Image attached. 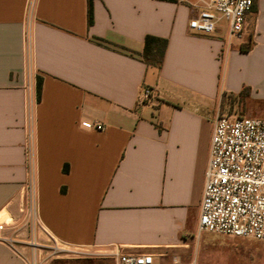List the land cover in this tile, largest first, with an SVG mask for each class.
I'll return each instance as SVG.
<instances>
[{
    "label": "crops",
    "instance_id": "0c3cea01",
    "mask_svg": "<svg viewBox=\"0 0 264 264\" xmlns=\"http://www.w3.org/2000/svg\"><path fill=\"white\" fill-rule=\"evenodd\" d=\"M195 4L94 0L88 26V0H0V215L14 224L0 237L55 240L96 264H114L118 249L210 264L216 234L198 220L214 119L224 97L259 88L264 0L240 39L225 21L191 31ZM148 35L168 41L160 69L142 61ZM143 87L154 105L138 103ZM31 175L35 233L24 221ZM244 239L247 264H264V242ZM0 264L27 263L0 241Z\"/></svg>",
    "mask_w": 264,
    "mask_h": 264
},
{
    "label": "built area",
    "instance_id": "2783aa9c",
    "mask_svg": "<svg viewBox=\"0 0 264 264\" xmlns=\"http://www.w3.org/2000/svg\"><path fill=\"white\" fill-rule=\"evenodd\" d=\"M35 0H28L30 6ZM197 14L189 20L188 27L200 35H211L222 21L227 23L230 39H240L244 25L251 14L254 0H196ZM138 103L154 105L151 88L143 87ZM85 130H102L100 123H81ZM31 193L24 210L25 224L35 233L43 230L38 220L33 201V179L30 178ZM13 222L0 221V232L13 227ZM199 233H212L234 238H247L264 242V119L239 117L219 113L214 119L206 182L198 220ZM18 235L0 237L27 264H47L43 258L45 248L32 237L29 242L19 240ZM50 247L64 250L55 240ZM23 246L32 249L27 257L20 250ZM114 264H162L150 253L122 252L117 250Z\"/></svg>",
    "mask_w": 264,
    "mask_h": 264
},
{
    "label": "rangeland",
    "instance_id": "374dc122",
    "mask_svg": "<svg viewBox=\"0 0 264 264\" xmlns=\"http://www.w3.org/2000/svg\"><path fill=\"white\" fill-rule=\"evenodd\" d=\"M195 2L196 0H188ZM258 90L252 91L248 97L239 101L237 98L226 96L222 99L221 113L239 117L264 119V75L259 80ZM30 193V192H29ZM31 194V193H30ZM11 221L10 218L0 215V221ZM12 222V221H11ZM244 238H234L223 235H211L212 246L207 250L210 264H247L251 259L244 250ZM49 262L69 264H96L97 260H88L78 257L70 250H53L48 248L42 253ZM203 257H201L202 260Z\"/></svg>",
    "mask_w": 264,
    "mask_h": 264
},
{
    "label": "trees",
    "instance_id": "16d2710c",
    "mask_svg": "<svg viewBox=\"0 0 264 264\" xmlns=\"http://www.w3.org/2000/svg\"><path fill=\"white\" fill-rule=\"evenodd\" d=\"M93 1L94 0H88V10H87L88 26H91L93 24ZM253 10H255L254 6L252 11ZM96 42L102 44L104 41H102L101 39H96ZM167 44L168 41L165 38L155 37L151 35L146 36L144 40L143 52L141 54L142 61L147 65L154 66L160 69L164 60ZM41 84H42V78L38 77L36 82L38 100L40 99ZM249 94H250V89L248 87H244L239 94H237L236 96L229 95V97H234L237 98L239 101H242L246 97H248Z\"/></svg>",
    "mask_w": 264,
    "mask_h": 264
}]
</instances>
